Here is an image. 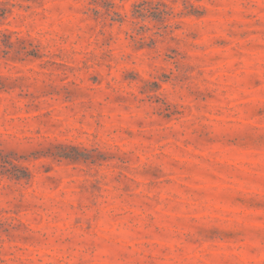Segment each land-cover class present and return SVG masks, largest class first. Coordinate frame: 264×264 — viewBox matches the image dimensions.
Wrapping results in <instances>:
<instances>
[{
  "label": "rangeland",
  "instance_id": "rangeland-1",
  "mask_svg": "<svg viewBox=\"0 0 264 264\" xmlns=\"http://www.w3.org/2000/svg\"><path fill=\"white\" fill-rule=\"evenodd\" d=\"M0 8V264H264V0Z\"/></svg>",
  "mask_w": 264,
  "mask_h": 264
},
{
  "label": "trees",
  "instance_id": "trees-1",
  "mask_svg": "<svg viewBox=\"0 0 264 264\" xmlns=\"http://www.w3.org/2000/svg\"><path fill=\"white\" fill-rule=\"evenodd\" d=\"M7 11L0 8V16L3 17ZM14 33L9 31L1 32L0 31V60L1 59H15V57L20 56V38L17 37L13 40ZM18 58V57H17ZM20 59V58H18ZM1 79V78H0ZM6 86L0 81V92L4 91ZM10 165L11 169H6ZM19 166L15 164L12 160L6 159L2 152H0V174L9 173L12 178L20 180V174L16 172ZM6 169V170H5Z\"/></svg>",
  "mask_w": 264,
  "mask_h": 264
}]
</instances>
